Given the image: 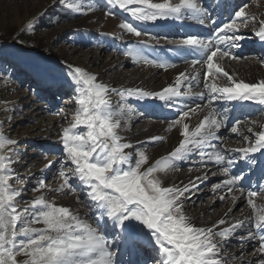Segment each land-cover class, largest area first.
<instances>
[{
	"label": "snow or ice",
	"instance_id": "6c2138e0",
	"mask_svg": "<svg viewBox=\"0 0 264 264\" xmlns=\"http://www.w3.org/2000/svg\"><path fill=\"white\" fill-rule=\"evenodd\" d=\"M59 2L53 0L48 8L29 19L26 30L39 27L38 21ZM106 5L111 6L106 15H115L112 9L118 6L134 22L166 26L169 22L187 21L201 27L211 25L214 31L207 37L197 33L180 39L164 38L187 68L176 75L173 84L157 91L109 87L82 67L66 66L65 75L75 89L76 108L70 126L64 127L59 137L63 156L58 170L61 183L47 191L79 192L77 202L84 197L89 208L84 215L78 208L49 201L44 192L46 177L33 188L40 195L19 206L25 182L31 177L21 181L15 173L13 165L18 161L12 156L19 141L6 135L0 124V264H122V255L133 257L145 252H151L150 259H130L128 264H252L245 248L253 243L258 245L254 255L260 257L255 264H264V203L257 204V199L264 201V124L236 120L231 133L242 138L246 146L227 148L219 133L230 122L229 108L215 106L257 104L264 108V78L245 80L225 65V61L247 59L236 52L247 38L242 30L249 29L254 38L264 43V19L250 12L243 0L234 6L229 0H219L216 8L221 14L228 13L226 22L214 18L204 0H106ZM68 8L80 12L82 5L68 4ZM94 10L91 6L87 9ZM134 22H122L119 28L136 37L147 35ZM160 44L159 38L151 36L138 40L135 46L129 45L122 54L133 63L176 67L166 57L145 55L146 50L154 52ZM257 62L264 66V57L257 58ZM35 75L47 82L50 70L37 67ZM201 83L202 90L193 92L192 88ZM112 94L121 98L119 106L112 104ZM148 98L175 109L178 116L170 127H179L182 137L178 146L154 162L139 148L144 143L159 142L161 137L132 144L120 134L125 116L132 111L125 108V102ZM196 100L200 103L191 107ZM205 109L207 114L190 128L185 120ZM80 126L86 132L78 131ZM192 156H198L195 163L204 175L187 183L168 184V174ZM56 162L49 161L41 171ZM209 164L222 166L227 176L212 185L213 193L226 189L227 194L238 191L239 195L232 197V207L220 219L198 225L196 218L187 214L185 204L208 181ZM13 180L20 182V188L13 187ZM225 199V195L219 197L221 202ZM238 201H244L246 207L241 209L240 217L232 218ZM233 241L239 244L237 253L228 251Z\"/></svg>",
	"mask_w": 264,
	"mask_h": 264
},
{
	"label": "rangeland",
	"instance_id": "374dc122",
	"mask_svg": "<svg viewBox=\"0 0 264 264\" xmlns=\"http://www.w3.org/2000/svg\"><path fill=\"white\" fill-rule=\"evenodd\" d=\"M52 3L53 0H0V124H2L6 135L19 141L16 146V154L12 156L14 161H18L13 165L15 173L19 175L21 181H24L25 177H31L25 182L24 199L19 201V206L23 207L25 200L30 201L40 195L39 192L33 191V188L38 187V180L46 177L44 179L46 185L44 192L47 199L49 201L54 200L58 205L63 206L68 203L77 204L76 207H79L80 212L84 215L89 212V208L85 204L84 197H81V200L77 202L76 196L79 192L48 193L47 191L50 188L58 187L61 183L58 170L61 167L59 161L63 156L59 137L62 129L70 126L72 114L76 108L74 103L76 99L75 89L70 79L65 75L67 72L66 66L71 64L82 67L89 73L95 74L99 82L108 85L117 83L122 87L133 86L134 81L130 80V72L138 68L140 70L145 68L140 63H133L123 56V51L131 43L128 39H133L135 36L120 29L119 25L122 22H131V20L124 15L125 13L118 6L112 9L116 13L115 15H106L109 7H111L106 5V0H60L55 8H52L42 17V20L38 21L39 27L32 31L26 30L28 20L35 18L38 13L48 8ZM246 3L250 12H255L258 18L262 17L261 19H264V0H248ZM68 4L82 5L81 11H72L68 8ZM89 6L95 10L88 12ZM57 20L59 22H56ZM157 33H147V35H142L140 38L148 40L151 36H156L162 41L161 44H164V34L159 33V35ZM242 33L247 35V39L245 43L241 42V44L253 45V50H256L258 45L253 43L254 37L251 35L250 30L244 29ZM168 36H172V34ZM172 39L176 38L173 37ZM253 53L254 51H248L247 55H244L247 58L246 60L263 57ZM118 58H122V60L118 62ZM37 67L49 68L50 76L47 78V82H41L36 77L35 70ZM242 75L244 78L249 77L245 76L247 73L244 72H242ZM152 85H156V83ZM47 87L50 89L53 87L55 92H46L45 88ZM113 87H115L114 84ZM110 98L113 105H120L121 98L119 96L112 94ZM138 105L132 99L125 102V108H130L132 111L125 116V123L120 134L129 142L130 139L148 132V127L145 128L146 131L145 129L137 130L136 126L138 125H147V123L151 124L153 122L154 125H169L163 128V134L162 131L159 134L157 133L158 136L155 134L157 137L162 138L159 142L140 145L139 150L145 151L149 156V161L154 162L161 157L158 153L171 134L172 128L170 125L174 120H167V115L164 114H160L162 118L153 116L150 113V116L141 117L145 110ZM221 106L225 107L224 105ZM255 107L253 112L241 120L242 123L244 120H257L259 123L264 124V108L259 105H255ZM169 127L170 130H168ZM230 129L231 127L226 131H230ZM78 131L83 133L86 132V129L80 126ZM238 137L233 134L232 139L237 140V142L240 141L238 144L233 142L234 145L231 142L230 146L232 147L228 143L227 148L246 146L242 138L239 139L240 137ZM142 141L146 140L131 142L137 144V142ZM132 151L135 154L136 149ZM194 159L198 161V156H192L190 161L179 165L178 170L170 172L166 180L170 178L171 182L169 183L172 184L177 176L187 175L190 166L193 168L191 172L197 170L199 164L195 163ZM49 161L57 162L50 169L42 172L41 170L45 168ZM134 163L135 161H133ZM209 165L211 167L215 166V164ZM212 172L211 169H208L206 174L212 175ZM211 175L206 182L207 186L202 184V188L200 187L198 193H195L193 200L189 203L186 202L185 209L188 214L199 208L206 209L211 199L216 197V193H213L210 186L216 181V178ZM12 184L16 188L21 186L20 182L16 180H13ZM261 203H264V201L257 199V204ZM218 207L221 208L222 205ZM211 211L210 209L206 210V215H212L213 212ZM89 219L91 221V216H89ZM93 226H96L95 223H93ZM238 245L233 241L228 251L237 253L235 250L239 249L237 248ZM248 252L245 251V255ZM150 253L147 255L151 258L152 254L150 255ZM135 257L137 260L142 258L141 255ZM121 261L122 264H125V259H121Z\"/></svg>",
	"mask_w": 264,
	"mask_h": 264
},
{
	"label": "bare ground",
	"instance_id": "6f19581e",
	"mask_svg": "<svg viewBox=\"0 0 264 264\" xmlns=\"http://www.w3.org/2000/svg\"><path fill=\"white\" fill-rule=\"evenodd\" d=\"M153 2H159V0H153ZM207 10H208V8H207ZM208 12H211V11L208 10ZM253 13L255 14V12H253ZM124 15L127 18H129L131 20V22H134V21H132V18L129 16V14L125 13ZM255 15H257V14H255ZM134 23L137 24L138 28L141 29V30H144L146 32H148V31H156V32H158L157 34H159V33L164 34L163 36H168V35H171V34H174V33L175 34L179 33L181 38H183V36L185 34H197L198 33V34H200L203 37H207L208 35H210L212 33V26L211 25H208L207 27H201V26H199L198 24H196L194 22H187V21L184 22L183 24L169 22L168 25H166V26H153L150 22L149 23L134 22ZM177 29H179V30L177 31ZM156 32H152V33H156ZM246 39H243L241 42L245 43ZM128 40L131 41V43H129V45L135 46L136 42L138 40H146V39L135 36L133 39L129 38ZM253 40H254L253 43L255 45H258L262 49H264V43H261L257 38H253ZM129 45H127V46H129ZM170 49H172V51H169ZM164 50H165V52L163 53ZM236 52H237V50H236ZM145 55H150V57L153 56V55L159 56L161 58H165L166 57V58H168L170 60L171 63H174L176 65V67H174V68H172V67H169V68H157V67L150 66V65L146 66V65H144L141 62L140 63L141 66L144 67L145 69L142 68L140 70V68H138V69H136V70H134V71L129 73L130 80L134 81L133 86H131V87L123 86L122 87V86H120L117 83H112V85H109V86L113 87V84H114L115 88H117V89L141 88V89L146 90V91H157V90L162 89L165 86L173 84L174 81H175L176 75L179 72H181V71H185V69L187 68V65L184 64L181 59H179V57H178L173 45H167L166 48H164V47L160 48L157 45L155 47V51L154 52L152 51V49H148V50H146ZM120 60H122V58H118L117 59L118 62ZM225 65H226V67H227V69L229 71L237 72L241 78H244L243 77L244 74L242 75V72L247 73V75H245V76H249V77L248 78L247 77L244 78L245 80H251V81L255 82L256 80H258L260 78H264V66H261L257 62V59H255V58L254 59H250V60L244 59L243 61H239V62L225 61ZM123 73H125V72H123ZM143 83H145V84H143ZM153 83L154 84L156 83V85H152ZM66 85H68V84H66ZM68 86H66V87H68ZM186 88H187V86H185V88H182V91L186 90ZM202 88H203V83H201L199 87H193L192 91L193 92H199V91L202 90ZM115 95L119 96L118 94H115ZM132 101H135L142 108H144L145 111H148L145 114H149L150 113L153 116H157V117H161L160 114H164V115H167L166 116L167 120H175L177 118V116H178V113L175 111V109L170 110L168 107L164 106L158 100L154 101V100L148 98V99H141V100L132 99ZM184 102L187 103V100H185ZM199 103H200V101L196 100L195 103L191 104V107L195 108L196 104H199ZM255 105H257V104L236 105L235 107H233V105L229 104V106H231V108H233V110H237V112H239L241 114H242V111H243L242 110L243 107H246V106L255 107ZM201 107L203 108V105H201ZM145 114H143V115L141 114V117L145 118V116H147ZM206 114H207V110L206 109L203 110V111H197L191 116L190 119L185 120V122L189 123L190 128H194L196 126V124H198L199 121ZM153 123H151V124L147 123V125L143 124V125L136 126L137 130H141V129L143 130V129L147 128V127H148L149 130L147 129L148 132L146 134L140 135L137 138L130 139V140L135 142L137 140L138 141L147 140V139H150L152 137H157L159 132L162 131L163 128H166V127L169 126V125L166 126L167 124L154 125ZM171 128H172V130L170 132L171 134L168 136L166 144L162 147L161 151L160 152L158 151L159 152L158 155H161V156L163 155L164 156L167 153H170L176 146H178L179 140L182 138L180 136L179 127H171ZM171 128L169 127L168 130H170ZM145 131H146V129H145ZM164 133H165V131H164ZM162 134H163V131H162ZM219 135H220L221 141L223 142L224 145H226V147H227L228 143H229V146H230L231 142H232V145H234L233 142H237V140L232 139L233 134L231 133V129H230V131H226V129H221ZM239 139H241V138H239ZM130 140H129V142H131ZM238 142L236 144H238ZM218 146H219V143H218ZM230 147H232V146H230ZM196 159H197V157H196ZM194 161H196V160L194 159ZM207 168L211 169L213 171L212 175L211 174L210 175L216 178V181L214 183L210 184L211 187H212V185H214V184H216L218 182H221L223 179L227 178V176L224 175L222 166L215 165V166L211 167L210 165H207ZM187 171H184V172H187ZM186 174L187 175H182L181 174V175L177 176L175 181L172 180L173 183H176V184H179L181 182L187 183L188 180H190V179H192V178H194L196 176L204 175V171L201 170L200 168H198L197 170H195L193 172L189 171ZM210 175H207V177H209ZM172 176L174 177V174ZM169 179H167V183L168 184H170L169 182H171V180H169ZM203 185H206V182ZM215 193H216V197L211 199V202H210L209 205H207L208 207H206V209L205 208L204 209L199 208L198 210H195V212H192V213L190 212L189 215H191V216L196 218L195 222L198 225H201V224H209L210 225L211 223H214L216 220L220 219L222 217L223 213L225 211H227V209L229 207H232V204H233L232 197L234 195H236V196L239 195L238 191H234L231 194H227L226 189L225 190H221V191H217ZM221 195H225L226 196V199H225L224 202H221L219 200V197ZM244 195H245V197L247 196V190H245ZM187 202L189 203V201H187ZM76 205L77 204L73 205L72 203H68L66 206H69V207L74 208V209L78 208L80 210V208L76 207ZM186 205L187 204H185V208H186ZM221 205H222V207L219 208L218 206H221ZM245 207H246V204H245L244 201H238L237 202V206L234 208L235 212L233 211L231 213V217L232 218L240 217L241 209H243ZM208 209L212 210L211 212H213V214L210 215V216L206 215V210H208ZM81 210H83V209H81ZM80 214L82 215L83 213L80 212ZM257 247H258V245L253 243V244H251V245H249L248 247L245 248V251H249L246 254V257H251L252 258V264H255V261L260 258L258 254L254 255L255 249ZM237 248H239V245H238ZM237 250L238 249H236L235 251H237ZM133 258H134V256L133 257H129L128 256L129 260L133 259Z\"/></svg>",
	"mask_w": 264,
	"mask_h": 264
}]
</instances>
